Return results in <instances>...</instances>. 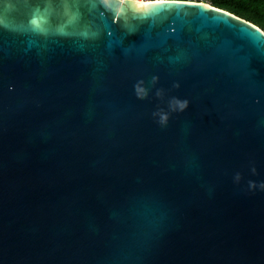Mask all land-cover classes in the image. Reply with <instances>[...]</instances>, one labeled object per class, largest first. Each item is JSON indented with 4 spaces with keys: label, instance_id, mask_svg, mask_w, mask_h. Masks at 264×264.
Returning <instances> with one entry per match:
<instances>
[{
    "label": "water",
    "instance_id": "1",
    "mask_svg": "<svg viewBox=\"0 0 264 264\" xmlns=\"http://www.w3.org/2000/svg\"><path fill=\"white\" fill-rule=\"evenodd\" d=\"M262 185V28L0 0V264H264Z\"/></svg>",
    "mask_w": 264,
    "mask_h": 264
},
{
    "label": "trees",
    "instance_id": "2",
    "mask_svg": "<svg viewBox=\"0 0 264 264\" xmlns=\"http://www.w3.org/2000/svg\"><path fill=\"white\" fill-rule=\"evenodd\" d=\"M227 10L264 30V0H204Z\"/></svg>",
    "mask_w": 264,
    "mask_h": 264
},
{
    "label": "clouds",
    "instance_id": "3",
    "mask_svg": "<svg viewBox=\"0 0 264 264\" xmlns=\"http://www.w3.org/2000/svg\"><path fill=\"white\" fill-rule=\"evenodd\" d=\"M135 2L141 7L144 4V0H135ZM149 2H152V3H165V2H167V0H149ZM137 90H138L139 93H144V89H142V88L138 87ZM176 104L180 108V110H183L185 107H187V102L186 101L181 102V101L177 100ZM164 119H166V118H164ZM262 187H264V185H262Z\"/></svg>",
    "mask_w": 264,
    "mask_h": 264
},
{
    "label": "rangeland",
    "instance_id": "4",
    "mask_svg": "<svg viewBox=\"0 0 264 264\" xmlns=\"http://www.w3.org/2000/svg\"><path fill=\"white\" fill-rule=\"evenodd\" d=\"M190 1H194V2H205V3H208V2H206V1H204V0H190ZM208 4H210V3H208Z\"/></svg>",
    "mask_w": 264,
    "mask_h": 264
},
{
    "label": "bare ground",
    "instance_id": "5",
    "mask_svg": "<svg viewBox=\"0 0 264 264\" xmlns=\"http://www.w3.org/2000/svg\"><path fill=\"white\" fill-rule=\"evenodd\" d=\"M144 4H152V2H146V1H144Z\"/></svg>",
    "mask_w": 264,
    "mask_h": 264
},
{
    "label": "built area",
    "instance_id": "6",
    "mask_svg": "<svg viewBox=\"0 0 264 264\" xmlns=\"http://www.w3.org/2000/svg\"><path fill=\"white\" fill-rule=\"evenodd\" d=\"M144 1L149 2V0H144Z\"/></svg>",
    "mask_w": 264,
    "mask_h": 264
},
{
    "label": "snow or ice",
    "instance_id": "7",
    "mask_svg": "<svg viewBox=\"0 0 264 264\" xmlns=\"http://www.w3.org/2000/svg\"><path fill=\"white\" fill-rule=\"evenodd\" d=\"M117 7H119V5H117Z\"/></svg>",
    "mask_w": 264,
    "mask_h": 264
}]
</instances>
